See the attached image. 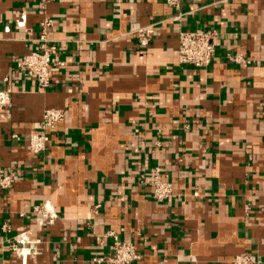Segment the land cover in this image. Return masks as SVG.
Returning <instances> with one entry per match:
<instances>
[{"label":"crops","instance_id":"0c3cea01","mask_svg":"<svg viewBox=\"0 0 264 264\" xmlns=\"http://www.w3.org/2000/svg\"><path fill=\"white\" fill-rule=\"evenodd\" d=\"M44 19L62 63L45 90L17 67ZM182 30L214 34L209 65L177 62ZM6 86L0 264H97L113 238L139 253L130 264H264V0H0ZM49 107L64 119L35 154ZM154 171L171 196L153 198ZM46 203L57 217L42 223Z\"/></svg>","mask_w":264,"mask_h":264},{"label":"built area","instance_id":"2783aa9c","mask_svg":"<svg viewBox=\"0 0 264 264\" xmlns=\"http://www.w3.org/2000/svg\"><path fill=\"white\" fill-rule=\"evenodd\" d=\"M168 3L176 4L177 0H167ZM24 17H21L17 24H21ZM41 32L38 38L39 48L22 56L17 61V67L23 73L33 77L40 89L45 90L50 85V69L60 66L62 63L54 58L55 47L49 43L46 29L50 25L49 20L44 19L41 23ZM136 37L140 45H146L148 37L144 30L136 31ZM214 34L210 31L194 30L179 31L177 35L178 53L177 62L194 67H204L211 63L214 57V44L212 39ZM11 87L6 86L0 90V120L9 118L11 111ZM64 119V111L59 108L49 107L43 110L38 130L28 136L29 149L37 154L46 149L49 139L48 132L55 130ZM14 138H18L16 134ZM15 182V174L12 170L0 176V188L9 189ZM149 185L152 187V196L156 200H162L172 195V188L169 182L163 181L157 171H154ZM34 212L39 213L40 221L52 222L56 219V214L46 203L41 207H35ZM112 233H109V235ZM114 236V235H113ZM110 254L95 256L92 261L97 264H130L140 258L132 243L119 241L113 238ZM26 238H21L12 245L15 251L21 255L28 254L18 244L22 245ZM233 264H262L261 260L253 255H237L233 259Z\"/></svg>","mask_w":264,"mask_h":264}]
</instances>
